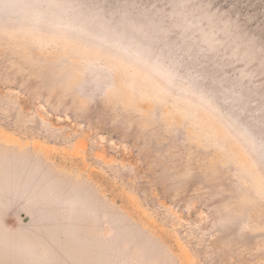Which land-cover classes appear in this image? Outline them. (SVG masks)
Masks as SVG:
<instances>
[{"label": "rangeland", "instance_id": "obj_1", "mask_svg": "<svg viewBox=\"0 0 264 264\" xmlns=\"http://www.w3.org/2000/svg\"><path fill=\"white\" fill-rule=\"evenodd\" d=\"M0 264H264V0H0Z\"/></svg>", "mask_w": 264, "mask_h": 264}]
</instances>
